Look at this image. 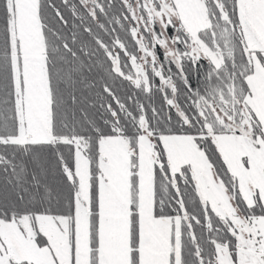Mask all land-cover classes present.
Listing matches in <instances>:
<instances>
[{
	"label": "snow or ice",
	"instance_id": "1",
	"mask_svg": "<svg viewBox=\"0 0 264 264\" xmlns=\"http://www.w3.org/2000/svg\"><path fill=\"white\" fill-rule=\"evenodd\" d=\"M0 264H264V0H0Z\"/></svg>",
	"mask_w": 264,
	"mask_h": 264
}]
</instances>
